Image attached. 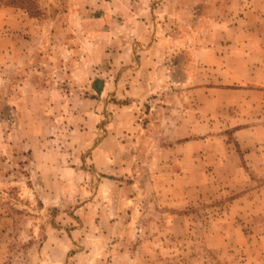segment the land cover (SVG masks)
Returning <instances> with one entry per match:
<instances>
[{
  "label": "rangeland",
  "instance_id": "rangeland-1",
  "mask_svg": "<svg viewBox=\"0 0 264 264\" xmlns=\"http://www.w3.org/2000/svg\"><path fill=\"white\" fill-rule=\"evenodd\" d=\"M233 3L0 0V264H264V168L214 128Z\"/></svg>",
  "mask_w": 264,
  "mask_h": 264
},
{
  "label": "crops",
  "instance_id": "crops-1",
  "mask_svg": "<svg viewBox=\"0 0 264 264\" xmlns=\"http://www.w3.org/2000/svg\"><path fill=\"white\" fill-rule=\"evenodd\" d=\"M233 2V10L237 11L235 14L241 12L242 15L238 23L229 24L238 28L240 32H227L226 42L230 43H227L229 47L225 52L226 55L214 50V57L217 58L214 60V66L224 69L225 79L222 81V86H214V96L218 97L214 98V108L226 109L225 115L221 114V118L218 111L214 112V128L219 121L226 125V129L237 126L232 134L242 144L247 162L252 168H264V33L252 32L251 26L254 23L252 16L259 22L264 21V0H233ZM220 58H226L225 62ZM230 71L234 73V81H231L230 75H227ZM255 105L258 106L257 117L251 112ZM235 118L250 124L229 125V121H234ZM224 136L226 137V135L221 137ZM217 139L218 137L214 136V142ZM194 144L199 145V142L190 143V145ZM196 151L200 154L203 148H198ZM209 151L214 152V169L228 167L232 160L239 156L224 145H214Z\"/></svg>",
  "mask_w": 264,
  "mask_h": 264
}]
</instances>
